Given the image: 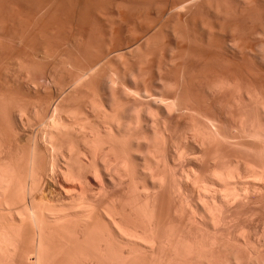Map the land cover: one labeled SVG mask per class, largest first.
I'll list each match as a JSON object with an SVG mask.
<instances>
[{"label": "rangeland", "instance_id": "374dc122", "mask_svg": "<svg viewBox=\"0 0 264 264\" xmlns=\"http://www.w3.org/2000/svg\"><path fill=\"white\" fill-rule=\"evenodd\" d=\"M157 98L159 102L157 100L156 104L155 99ZM161 102H165L164 104L166 105H169L170 102L174 103H170V105L174 106V112H170V115L169 113L168 115L164 114L166 117L163 116L162 113L164 112L162 110H164L163 106L165 105L161 104L159 106ZM262 104L263 106H261ZM136 105L137 108L140 105L142 108L151 106L152 111H157L156 113L160 112L158 110L162 107V113H160L162 116L153 114L159 116L155 117V119L165 117L166 119L162 118L161 120L167 122V124L164 127L165 129L162 128V132L165 135L161 133L159 138L156 135L153 138L155 141L150 138L151 143H149L150 139L146 140L145 138L147 136L152 137L151 135L155 136L156 133L154 131L157 132V128L152 122L154 118L153 120L148 118L149 121L146 124L144 122L143 129L134 128L133 139H136V136L140 137L141 132L142 134L139 140L140 143L137 141L133 148L127 146L131 151L133 150L132 152L130 151V158L134 162L138 161L136 163L140 167L145 162L148 166L145 164L142 167L146 169L147 167H152L150 165L154 163L155 159L153 155L149 156L150 152L151 154L155 152L154 156H158H155L157 163L155 162L154 164L160 171L162 168L164 169V166L166 167L165 170L167 169L166 171H168L166 172L167 178L170 177L167 181L168 183L170 182L171 188L156 194L150 187L148 190L145 189L143 187L144 182H140V184L134 183L135 185H133L126 179L125 185L109 190L102 199L100 198L101 196L99 197L100 199H88L87 202L84 201L85 199H81L84 203L79 199H70L72 194L64 190L66 188L72 189L73 187L76 190H80L81 187L79 183V185L77 184L78 181L67 183V181L63 180L60 173L57 174L59 176H56L55 180L54 177L50 176L52 173L50 171L53 168L54 170L58 169V167L66 168L61 158L60 161L58 160L59 162L57 161V157L61 155V147L64 145L71 147L70 150L77 149L78 152L82 151L81 153L89 154L88 157H90L91 152H86L90 151L89 148H86V143L88 142H86V139L92 141L100 128L102 129L100 132L103 133L105 122H111L112 119L113 123H117V119L115 120L117 116L119 120L120 118L122 119V121L120 120L121 124L131 123V126H135L136 119L134 121L132 119L136 118L134 117L136 113L133 110L134 108L136 109ZM259 106L261 107L259 108ZM262 107H264V0H0V182L6 176L4 173L8 175L13 170L15 173L13 171L12 173L16 176L14 180L16 178L18 180L21 179L20 182L18 180H16L17 182L14 181L15 186L19 185L18 188L20 186L24 188L26 183V186H28L26 187L27 190H25V192L28 191L26 195L28 198L34 197V199L30 200L27 197L21 199L22 196L20 197L18 195L20 193L15 192V190L9 196L6 194L0 197V264L37 263V253H35L38 250L35 243L37 241L36 227L30 223V220L25 222L26 226L24 227V221L19 216L20 210L25 205H29L28 207L31 208L33 204L34 206L40 204L41 208L44 206L43 208H47L46 210L48 211L75 213L77 206L81 207L80 203L85 206V204L88 205L87 203L91 204L93 200L92 204L98 211L94 213L98 215L94 216L93 223L96 222L94 226L98 225V228L94 227L97 232L94 230V232H89L94 237L91 236L93 239L91 237L89 239H91V244H93L92 247L96 249L94 245L97 246V251H94V248L90 249L96 252L95 254L98 255H94L98 257H95V259L92 257L86 264H114L111 257L105 260L107 259L106 257L100 256L103 254L101 247L105 244L104 238H108L106 244L109 248L110 240L112 242V236L109 235L114 233H110L112 231L110 225L112 226V224H110L109 220L111 219L108 214L109 210L111 212L119 210L120 208L118 209V207H122L124 204H127V207L147 208L149 211L150 208L151 211L152 208L153 210L158 208L156 213L164 217L165 225L169 227L167 228L168 230L176 227L175 230L184 232L183 227L187 228V226L189 227L192 224L194 235L196 234L197 236L200 230L201 232L203 230L202 233L206 232L208 227L206 228L205 224L199 218H196L199 216L192 217L194 221L191 219L190 224H187L189 222L187 217L180 216L182 215V209H184H181V205L186 206L189 202L187 199H194L196 203L198 202L196 199H200L199 196L202 195H200L202 183L205 184L207 182L206 184H210L212 190L209 192L212 194L216 188L219 191L225 190V186H222L223 188L219 186L222 188L219 189L215 182V178L220 179L219 173L224 172L231 175V179L236 181L247 166L248 170L251 168L249 165L256 164L251 169L264 168L262 167L264 166V157H262L264 156V135L263 137L260 135L259 137L258 135L257 137L248 135V129L250 128L246 126L249 123V127L255 124L254 129H258L262 124L258 120L260 114L264 113V108ZM130 109L133 111L131 114L129 113ZM127 110L129 112H126ZM123 112H126L127 115ZM171 113H173L172 116ZM263 115L261 116L263 117ZM127 120H131V122ZM262 120L264 121V118ZM78 122L82 123L76 124ZM243 122L247 123L244 127L242 126L243 129L247 128L244 129L245 131L247 130L246 134L241 126L239 127V125H243ZM256 122L257 126L259 125L258 127ZM107 123L105 126L110 124ZM80 124H83L84 129L79 127ZM95 126L100 128L96 129ZM263 127L261 125L259 130L256 129L258 131L257 134L260 130H264ZM78 128L81 130L77 131ZM92 128L96 130H92ZM97 130L98 132H96ZM252 131L250 129L249 133ZM254 131L251 134H254ZM262 132L260 131L259 134H264V131ZM85 133L87 134L85 135ZM122 133L124 134V132ZM206 133H209L207 138L210 135H216L217 138L212 137L215 142L210 143L211 146L208 144L209 148L204 145L209 140L201 143V140L197 139V136L203 139L200 135L205 134L206 137ZM130 137L129 134L127 138ZM161 138L166 143V147ZM120 139L118 138L117 140ZM143 139L144 141H142ZM213 139L211 142L214 141ZM46 141L49 143H46ZM146 141L150 144V146L148 145L149 150L151 149L150 152H146ZM158 141H161L163 145L158 144ZM123 142L120 140V143ZM154 142H157V145ZM199 142L206 147H203L205 150L202 149ZM120 143L118 142L117 144ZM104 146L103 149H107L104 151L109 150L112 154L109 144L105 143ZM123 146L126 145L123 144L121 148ZM46 147L51 148L53 153L54 150L56 152L60 150L59 156L58 152L57 154L55 152L56 155H54L57 156L55 159L52 152L48 151ZM66 147H62V149L65 148V151L63 149L62 152H66ZM79 148L81 150H78ZM84 149L86 150L85 152H83ZM249 149L252 150L250 151ZM141 150H145L144 152L149 154L146 155ZM178 150L181 153L183 152V154L176 153ZM261 150L263 153H261ZM203 151L205 152L203 153ZM68 152L70 151L68 150L66 153ZM72 152L74 153L75 151ZM161 152H164V155ZM255 154H258L257 157ZM82 155L83 159L85 156ZM112 155L110 157L111 159L115 158L113 160V164H115V162L117 163L116 156L114 154L112 157ZM160 156L161 159H159ZM88 157L86 156L85 158ZM245 157L247 158L245 159ZM250 157L254 158L251 159ZM203 159H205V162ZM253 159L259 160L253 163ZM158 161H160L159 167L157 166ZM250 161L253 162L251 163ZM245 162L250 164L247 165ZM259 162L261 163L259 164ZM244 164L246 167L242 166ZM101 165L102 163H100L102 168ZM110 165L112 166V164H109L111 169ZM242 167L245 168L242 169ZM152 169H155L154 165ZM115 171L118 173V170ZM190 172L196 173V178L198 177L196 179L198 180V182L196 181L198 186L195 184L196 187L192 186L193 181V183L191 180L187 181L186 175ZM244 173L247 174L248 172L246 173L245 171ZM41 175L45 177L41 179ZM184 175L185 177H183ZM249 175L251 177L247 175L248 178L245 177V180L255 179L254 175L250 173ZM179 176L182 177L180 178ZM252 176H254L253 179ZM90 177H92L91 174L89 175ZM174 177L180 179L176 180ZM36 178L37 182L35 181ZM40 179L43 182L45 180L44 183L41 182V185L44 184L42 186L43 192L36 191L35 193L33 192V195L30 194L29 187L33 185L32 182L38 184ZM261 179L258 181L259 183L256 184L255 182L259 186L254 190L256 192L259 190V192L254 193L249 192V190L245 192H249L248 196L244 193L237 200L240 203V199L242 201L244 199V202L247 201L246 203L243 202L238 205L235 202L234 206L230 204L226 206L230 207L226 208V211L224 210L225 213L222 210L226 218H224L222 212L220 213L215 209L207 213L208 215L214 214L213 216L217 214L215 216L217 218L211 217L212 221L210 222H215L216 225H221L222 227L217 226L215 231L209 227L206 232L208 234H203L202 236H209L211 234L209 231H211L215 232L218 235L215 234L217 238H221L222 242H225V239H230V232L232 231L233 234L235 229L237 232V228L241 227V225L238 226L237 224H242L246 220V216L252 213L251 211L256 212L255 207L259 209L262 203L264 204L262 198L264 178ZM176 182L179 183L178 185L181 188L177 187ZM2 184L0 183V189ZM147 184L151 186V182ZM15 186L13 187L15 188ZM173 186L175 187L172 188ZM134 187L136 188L134 189ZM177 188L180 189L179 193H175ZM183 189L185 192L182 191ZM226 189L227 191L223 190L222 192L224 193L221 195L232 193V191H229L230 189ZM95 190H98L97 186L94 187ZM150 190L153 191L154 196ZM189 190H191V195L188 193ZM131 191L132 194L129 193ZM232 196L231 194V199L234 198ZM246 196L248 197L247 199ZM145 197L150 200H146L147 198L145 199ZM249 197L256 200L257 198L258 200L261 199L263 202L260 200L262 202L260 204L259 201L254 200L255 203H252V201H249V203ZM126 199L127 201H125ZM78 201L81 202L78 204ZM256 202H259L261 206L259 204L255 206ZM247 203L250 205H247ZM178 204L181 205L179 206ZM243 204L245 207L242 206ZM73 207H76L74 208L75 211H73ZM236 207L239 208L236 209ZM227 211L229 213H226ZM247 212L249 213L246 215ZM240 214L242 217L239 216ZM251 215L249 214V216ZM218 217L222 219L223 223H221L222 221L219 223ZM229 217H233L236 220H232ZM238 217L240 220H238ZM180 218L183 219L181 220ZM227 218L229 219L227 220ZM46 219L45 217L43 218V228L45 233V252L49 256L48 260H46L48 256L44 257L47 263L77 264L80 262L81 254L85 256L84 251L86 252V249L91 247V244H88V247L84 245L85 243L83 244L82 239L84 236H82L81 232L79 237L70 231L66 234L64 231L59 233L55 230V232L51 228L56 226L57 222L53 223ZM224 219L229 222L230 227H228V222L225 220V223ZM231 221L233 224H231ZM232 227L235 228L233 229ZM113 229L115 230V227ZM51 230L56 234L59 233L62 241L58 234V238L54 233L55 237H53ZM222 230L224 231L222 232ZM201 232H199V237H202ZM74 234L77 236H74ZM97 234L100 238L96 237ZM20 235L27 239L26 244L23 245L21 242L23 238ZM88 235L90 236V234ZM88 235L86 234V236ZM67 236L69 239H72L71 237H74L73 239L75 237L79 238L75 241L71 240L76 242L74 243L75 247H70L69 244H72V242L68 241L69 239L67 240ZM19 237L21 239L18 242L16 240ZM7 239L11 241L8 242ZM101 239L104 244L101 243L102 246L100 245V247L98 243L101 242ZM92 240L96 241V243L94 242V244ZM15 241L21 242V245L16 244L17 248L14 245ZM108 241L109 243H107ZM62 242L68 244L66 245ZM232 242L229 241L228 243L232 244ZM61 245L66 248L69 245L68 247L71 250L68 251L65 247L61 250L66 249L68 259L69 257L72 258L69 260L65 259L67 257L66 251H63L65 255L60 252L59 248ZM227 245L226 254L228 255V252L233 250L234 253L231 256L233 255L232 257H234L237 254H235L236 247L234 246L235 249H233L234 247L230 249L233 244ZM228 248L230 249L229 251ZM14 249L18 251L15 252L16 250ZM91 250L90 252L93 253ZM59 254L63 256H58ZM108 256L110 255L108 254ZM99 257L104 261L98 259ZM92 259H94L93 262ZM148 260H146L147 264L150 262ZM152 263L154 264V260Z\"/></svg>", "mask_w": 264, "mask_h": 264}, {"label": "bare ground", "instance_id": "6f19581e", "mask_svg": "<svg viewBox=\"0 0 264 264\" xmlns=\"http://www.w3.org/2000/svg\"><path fill=\"white\" fill-rule=\"evenodd\" d=\"M157 100H158V98L157 99H155V102H156V104H157ZM158 102H159V100H158ZM165 102H161L160 103V105L159 106H161V104H164ZM171 103V102H170ZM170 103H169V105H170ZM171 104H174V103H171ZM144 105V104H143ZM165 106H163V108H164V110H162L163 108L162 107H160L161 109L160 110H158V111H160V112H158V113H156L155 111H152V107L150 108L149 106L148 107H146V108H142V106L140 105V107H138L137 108V105H136V109L134 108L133 110L135 111V113H136V116H134V117H136V118H133L132 120L134 121V119H136L135 121H136V124H135V122H134V124H135V126H131L130 124L131 123H126V121H125V123L126 124H121V122H120V120L122 121V119L120 118V120H119V118H115V120L117 119V123L116 122H112V119H111V122H105V125H106V123L107 124H109V125H107V126H105V125H103L104 126V134L103 133H101L100 131L102 130L100 127V130H99V132H98V130L96 131V132H98V133H96V135H95V133H94V135L96 136V138H95V136H94V139H96V140H92V141H90V140H87L86 139V144H87V146H86V148L88 149H90V151H86L85 149H84V151L83 152H91V156L90 157H88V155H85V153H81L82 151H77V149L75 150H70V148L67 146H64L63 144V146L62 147H66L67 149H66V152L69 150L70 152H68V153H66V152H62L63 151V149H64V151H65V148H63L62 149V147H61V149L60 150H62V151H60V150H57V152H58V156H59V151L61 152V155H60V157H57V156H55L56 154H57V152H56V150H54V153L52 152L53 150H51V148L49 149L48 147H46L47 149H48V151L50 150V152H52V154L54 155L55 154V152H56V154L54 155V157H55V159H56V157L58 158L57 159V161L59 160H63V163H64V165H65V169L63 168V167H58V169H55L54 170V166L53 165H51V166H53L52 168V171H50V173H48V174H50V176H52V177H54V180H55V177L57 176V174L58 173H60L61 174V176L63 177V180L64 181H67V183H70V182H75V181H78L77 182V184L79 183L80 184V190H76V188H72V189H69V188H66V190H64L65 192H68L69 194H72L71 195V198L70 199H73V200H75V199H79V200H81V199H85L84 201L85 202H87V200L89 199V200H91V199H102V197H104V195H105V193L106 192H108L109 190H111V189H113V188H118L119 186H123V185H125L124 183H125V180L127 179V181L128 182H130L131 184H133V185H135L134 183H138V184H140V182H144V186H143V184H142V186L143 187H145V189H150V188H152L153 189V191H154V193H159V192H161V191H166V190H168V188H171V185H170V182L168 183V181H167V179L168 178H170V177H168L167 178V173L166 172H168V171H166L165 170V166H164V169L162 168V170L160 171V169H159V171H157L158 169L156 168V164H154L155 162L157 163V161H155V159L157 160V156L158 155H155L154 156V153L153 154H151V152H150V150H149V146H150V144L149 143H151V139L153 140V141H155V139H153V138H155L156 137V135H158V138L159 137H161V133L163 134V129H165L164 127H166L165 125L167 124V122H165V121H163V120H161L162 118L160 117V119L158 118V119H155V117L157 118V117H159V116H162L160 113H162V112H164V113H162L163 114V116H165L164 114H167L168 115V113H169V115H170V112H174L173 111V108H174V106H172V105H166V104H164ZM261 106H263V104L261 105ZM261 106H259V108L261 107ZM134 107V106H133ZM144 107H145V105H144ZM159 108V107H158ZM262 108H264V107H262ZM261 108V109H262ZM161 110H162V112H161ZM175 110V109H174ZM257 110H258V108H257ZM166 111V112H165ZM126 112H129L128 110L126 111ZM126 112H123V113H126ZM133 111L130 109V114L132 113ZM259 112H260V110H259ZM122 113V114H123ZM156 115H159V116H155L154 114ZM262 113H263V110H262ZM172 114L173 113H171V116H172ZM260 114V113H259ZM264 114V113H263ZM263 114H260V118L258 119L259 120V122H261L260 124L262 125V127L264 126L263 124H264V121L262 120V118H264V115ZM121 115V114H120ZM125 115H127V113L125 114ZM129 115V114H128ZM135 115V114H134ZM153 115V116H152ZM261 115H263V117L261 116ZM123 116V115H122ZM130 117V116H129ZM152 117V118H151ZM166 117V116H165ZM163 118V119H166V118ZM262 117V118H261ZM122 118H124V117H122ZM128 118V117H127ZM148 118H149V120H153V118H154V120L152 121L153 122V125L157 128V132L156 131H154L156 134H155V136L154 135H151L152 137H149V136H147L146 138L144 137V135H143V137L147 140H149L150 138V142L148 143V141H146L147 143H145L146 144V152L148 151V152H150V154L149 153H147V154H149V156L151 157V155H153V157L155 158L154 159V163L153 164H151L150 166H152L153 167V165H154V167H155V169H152V167H145L146 169H144L142 166L144 165L145 166V162H144V164L143 165H141V167H140V165L138 166L137 165V163L136 162H138V161H136V162H134L133 161V159L132 158H130L131 156H130V154H131V152L133 151H131V149L130 148H128V147H132L133 148V146L135 145V144H137L136 142L138 141L139 143H140V138H141V134H142V132H141V134H140V137H138V136H136V139H133L132 137H134V135H133V132H134V128L135 129H138L139 130V128H142L143 129V125H144V122H145V124L146 123H148ZM151 118V119H150ZM109 120V119H108ZM115 120H113V121H115ZM257 120V119H256ZM257 120V121H258ZM127 121H129V122H131V120H127ZM132 121V122H133ZM162 121H163V124H164V122H165V124L163 125L162 124ZM123 122H124V120H123ZM152 122H151V124H152ZM240 122H242V121H240ZM247 123H248V121H246ZM253 122V121H252ZM79 123H82V122H78V123H76V124H79ZM116 123V124H115ZM246 123V124H247ZM103 124V123H102ZM133 124V123H132ZM242 124V123H241ZM244 122H243V125H239V127L241 126V128H242V126L244 127V125H246ZM250 124V123H249ZM248 124V125H249ZM75 125V124H74ZM83 125V124H82ZM81 124L79 125V127H82L83 128V126H82ZM152 125V126H153ZM248 125H246L248 128H250L251 130H255L254 131V134H251V133H249L250 132V129H248L249 130V132H248V135L250 134V135H253V136H255V137H257V135H258V137H259V135L260 136H262L263 137V135L264 134H262L263 132L262 131H264L263 129L262 130H260L262 133V135L261 134H259L260 133V131H259V133L257 134V130H259V127L261 126H257V122H256V126L258 127V129L256 130V129H254V127H255V124H253L252 125V123H251V127L253 128H251V127H249ZM44 126H45V124H44ZM86 126V125H85ZM84 126V127H85ZM102 126V125H101ZM76 127V126H75ZM96 127V129H99V128H97V126H95ZM146 127H147V125H146ZM150 127V126H149ZM153 128V127H152ZM163 128V129H162ZM264 128V127H263ZM75 129V128H74ZM84 129V128H83ZM83 129H82V131H83ZM95 128H92V130H94ZM95 129V130H96ZM244 129H247V128H244ZM243 128H242V130H244ZM38 130V129H37ZM44 130V129H43ZM81 130V129H80ZM79 130V128H78V130L77 131H80ZM86 130V129H85ZM133 130V131H132ZM156 130V129H155ZM238 130H240V129H238ZM73 132H74V130H72ZM76 131V130H75ZM76 131V132H77ZM81 131V132H82ZM87 131V130H86ZM86 131H84V132H86ZM90 131V130H89ZM245 131V130H244ZM247 131V130H246ZM244 132L245 134L247 133V132ZM122 132H124V134L122 133ZM125 133H127V134H125ZM160 133V134H159ZM240 133V132H239ZM79 134V133H78ZM87 133H85V135H86ZM121 134H122V136H121ZM130 134V138H127V136ZM135 134V133H134ZM154 134V133H153ZM207 135H206V137H205V134L203 135H200L201 136V138L203 137V139H200L199 138V136H197L196 138L197 139H199V141L201 140V143H202V141H204L205 142V140H209V141H206L205 142V146H207L208 147V144H210V143H214L215 142V140L212 138V137H214L215 139H217L216 138V135L214 136H211L210 135V139L209 138H207V136H208V134L209 133H206ZM256 134V135H255ZM84 135V134H83ZM90 135V134H89ZM98 135V136H97ZM163 135H165V134H163ZM162 135V136H163ZM244 135V134H243ZM248 135H246V136H248ZM52 136V135H51ZM119 136H121V137H119ZM125 136V137H124ZM245 136V135H244ZM252 136V137H253ZM50 137V136H49ZM149 137V138H148ZM164 137V136H163ZM162 137V138H163ZM204 137H205V139H204ZM41 138L42 139H44L42 136H41ZM86 138H87V136H86ZM120 139L121 140V142H123V141H125V142H123V143H120V140H117V139ZM162 138H161V140H162ZM195 138V139H196ZM207 138V139H206ZM220 138V137H219ZM240 138V137H239ZM244 138V137H243ZM264 138V137H263ZM262 138V139H263ZM51 139V138H50ZM165 139V138H164ZM212 139L214 140L213 142H211L212 141ZM242 139V138H241ZM258 139V138H257ZM41 140V139H40ZM45 140V139H44ZM48 140H49V138H48ZM159 140V139H158ZM252 140V139H251ZM260 140V139H259ZM91 143H90V142ZM114 143H113V142ZM116 141H118L120 144H124V145H126V146H123V148H121L122 147V145L120 146V144H117L118 142H116ZM142 141H144V139L142 140ZM156 141H157V139H156ZM163 141V140H162ZM196 141V140H195ZM18 142V141H17ZM37 142V141H36ZM43 142V141H42ZM127 142V143H126ZM159 143L158 144H162L163 145V143H164V141H163V143L161 142V141H158ZM197 142V141H196ZM46 143H49V142H47L46 141ZM109 144V148H110V151L112 152V154L114 155L115 154V156H116V160H117V163L115 162V164H113V160H115V158L114 159H111V153L109 152V150L108 151H104V150H107V149H103V146H104V144ZM129 143V144H128ZM155 143V145H157L156 143L157 142H154ZM153 143V144H154ZM168 143V142H167ZM245 143V142H244ZM243 143V144H244ZM254 143V142H253ZM258 143V142H257ZM85 144V145H86ZM142 144V143H141ZM165 144L166 143H164V146H165ZM199 144H200V142H199ZM207 144V145H206ZM248 145H249V143H247ZM251 145H252V143H250ZM46 145H48V144H46ZM50 145V144H49ZM48 145V146H49ZM90 145V146H89ZM130 145V146H129ZM139 145V144H138ZM144 145V144H143ZM142 145V146H143ZM149 145V146H148ZM152 145V144H151ZM201 145V144H200ZM202 146L201 145V147H202V149H203V147H205V146ZM257 145V144H256ZM264 145V144H263ZM36 146V145H35ZM128 146V147H127ZM141 146V145H140ZM145 146V145H144ZM154 146V145H153ZM168 146H170V145H168ZM209 146H211V144L209 145ZM247 146V145H246ZM253 147H254V145H252ZM261 146V145H260ZM259 146V147H260ZM77 147H79V146H77ZM105 147V146H104ZM125 147V148H124ZM157 148H159L160 147V145H159V147L158 146H156ZM166 147V146H165ZM165 147H163V148H165ZM200 147V148H201ZM35 148V147H34ZM37 148V147H36ZM69 148V149H68ZM144 148V147H143ZM151 148V147H150ZM206 148V147H205ZM209 148V147H208ZM257 148H258V146H257ZM145 149V148H144ZM202 149H200V150H202ZM262 149V148H261ZM35 150V149H34ZM78 150H81L80 148L78 149ZM83 150V149H82ZM125 150V151H124ZM138 150H139V148H138ZM160 150H162V149H160ZM203 150H205V149H203ZM207 150V149H206ZM250 150V149H249ZM252 150V149H251ZM250 150V151H251ZM256 150V149H255ZM72 151H75L74 153L72 152ZM131 151V152H130ZM142 151V150H141ZM140 151V152H141ZM145 151V150H144ZM144 151H142L143 153H145ZM155 151V150H154ZM157 151H159V150H157ZM164 151V150H163ZM254 151V150H253ZM260 151V150H259ZM264 151V150H263ZM77 152V153H76ZM139 152V151H138ZM141 152V153H142ZM153 152V151H152ZM179 152V150L176 152V153H178ZM205 151H203V153H204ZM111 155H110V154ZM134 153V152H133ZM157 153V152H156ZM162 154L164 153V152H161ZM179 153H181V152H179ZM256 153V152H255ZM261 153H263L262 152V150H261ZM33 154H35V153H33ZM84 155L85 157L87 156L88 158H83L82 159V157H81V155ZM140 154V153H139ZM146 154V153H145ZM145 154H141V155H145ZM146 154V155H147ZM181 154H183V152L181 153ZM82 155V156H83ZM110 155V156H109ZM113 155H112V157H113ZM135 155V154H134ZM160 155V154H159ZM164 155V154H163ZM163 155H161V156H163ZM188 155V154H187ZM244 155V154H243ZM252 155V154H251ZM256 155V157H257V155L258 154H255ZM109 156V157H108ZM161 156H160V158L159 159H161ZM226 156V155H225ZM261 156V155H260ZM34 157V156H33ZM148 157V156H147ZM164 157V156H163ZM173 157V156H172ZM191 157V156H190ZM259 157V156H258ZM262 157H264V156H262ZM35 158V157H34ZM61 158V159H60ZM182 158V157H181ZM196 158V157H195ZM197 158H198V156H197ZM200 158V157H199ZM204 158V157H203ZM241 158V157H240ZM247 157H245V159H246ZM251 158V157H250ZM252 158H254V157H252ZM251 158V159H252ZM144 159V158H143ZM146 159V158H145ZM158 159V160H159ZM173 159H174V157H173ZM201 159H202V155H201ZM220 159V158H219ZM218 159V160H219ZM249 159V158H248ZM256 159V158H255ZM255 159H253L254 160V162L253 161H250L251 163L253 162V163H255V162H257ZM135 160V159H134ZM204 160V162H205V159H203ZM202 160V161H203ZM261 160H262V158H261ZM57 161H56V163H57ZM58 161V162H59ZM146 161V160H145ZM162 161V160H161ZM174 161V160H173ZM196 161H197V159H196ZM199 161V160H198ZM201 161V162H202ZM220 161V160H219ZM228 161V160H227ZM243 161V160H242ZM153 162V161H152ZM159 162L160 161H158V167H159ZM167 162V161H166ZM52 163H55V162H52ZM61 163V162H60ZM59 163V164H60ZM100 163H102V168L100 167ZM136 163V164H135ZM165 163V162H164ZM173 163V162H172ZM200 163V162H199ZM224 163V162H223ZM238 163V162H237ZM246 163V162H245ZM261 162H259V164H260ZM263 163H264V161H263ZM59 164H55V165H58V166H60ZM109 164H112V166H114V167H112L111 165V169L109 168ZM150 164V163H149ZM161 164V163H160ZM163 164V163H162ZM202 164V163H201ZM247 165L248 164H250V163H246ZM258 164V163H257ZM259 164H258V166H259ZM147 165V164H146ZM171 165V164H170ZM240 165V164H239ZM256 164H252V166H250L249 165V167H251V168H254L253 166H255ZM264 165V164H263ZM148 166V165H147ZM172 166V165H171ZM242 166H245L246 167V165L244 164V165H242ZM257 166V167H258ZM261 166V165H260ZM244 167V168H245ZM248 167V166H247ZM247 167H246V169L245 170H243L244 172L246 171V173L247 174H245L244 172V174H245V176H244V174L243 173H241L242 174V178H241V174L239 175V177H238V179L235 181V179L233 180V179H231V175H228V174H226V173H224V172H222V173H219V177H220V179H218V178H215L216 180H215V182H216V184H217V187H219V186H225L226 188H228V189H230L229 191H232V198L233 199H231L230 197H231V194H224V195H221V194H223L224 192H222L224 189H222L221 187H219V189H222V191H221V193H219L220 191L219 190H217L218 188H216V189H214V192H213V194L212 193H210L209 191L210 190H212V188L210 187V184L208 183V184H204V183H202L203 185L201 186V189H202V191H201V189H200V187H199V189H200V191H201V193H200V195L201 196H199V198L200 199H196V200H198V202L196 203V201H194V199H187L189 202V205H188V207H187V204H186V206L185 205H181V209L182 208H184V209H182V211H181V214L182 215H180V216H183V217H187V219H188V221L189 222H187V224H190V220L192 219V217H196V216H199V217H196V218H199V220H201L202 221V223H204L205 224V226H206V228L209 230V227H211V228H213V230L215 231V230H217V226H221V225H216L215 224V222L214 223H212V222H210V221H212L211 219V217H214V219H216L215 218V216L217 215H215V216H213L212 214L211 215H208L207 213H209V212H211L213 209H215L216 211H219L220 213L222 212V214H223V211L225 210L226 211V208H228V207H230V206H228V207H226L227 205H232V206H234V203L235 204H237L239 201H237V200H239L238 198H241L242 197V195H244V193L245 192H247V191H249V192H256V190H254V189H256V187L258 188V186L256 185L257 183H259L258 181L261 179V177H263L264 178V168H261V167H259V168H255V169H251V168H249V170L247 169ZM262 167H264V166H262ZM55 168H57L56 166H55ZM116 168V169H115ZM149 168V169H148ZM174 168V167H173ZM243 167H242V169H244ZM157 169V170H156ZM190 169V168H189ZM188 169V170H189ZM54 170V171H53ZM115 170H118V173L115 171ZM248 170V171H247ZM13 171V170H12ZM12 171L11 172H9V174L7 175L6 173H4L6 176H4L2 179H3V181L2 182H0L1 184H2V186H1V189H0V197L1 196H4V195H6L7 194V196H9V194L12 192V191H14L15 190V192H19L20 194H18L20 197H21V199H25L24 197H27V199H34V197L33 198H28V196L26 195V193H28V191L27 192H25V190H27V188L26 187H28V186H26V183H25V186H24V188H22L21 186L18 188V186L16 187L15 185V182H17L16 180H18L17 178L14 180V177H16V176H14V174L13 173H15L14 171H13V173H12ZM6 172H8V171H6ZM194 172V171H193ZM228 172V171H227ZM170 173H171V170H170ZM187 173V172H186ZM218 173V172H217ZM249 173L250 174H252V175H254L255 176V179H253V177L254 176H252V179L253 180H245L246 178H248V176H250L251 177V175H249ZM3 174V175H4ZM91 174V176L92 177H90L89 178V175ZM175 174H176V172H175ZM196 174V173H195ZM194 173H192V172H190V173H188L187 175H186V177H187V181L188 180H191V182L193 183V185L192 186H195L196 187V185H197V182H198V180H196L197 178H196V175H195ZM2 175V176H3ZM169 175V174H168ZM174 175V174H173ZM235 175V174H234ZM233 175V176H234ZM248 175V176H247ZM1 176V177H2ZM44 176V175H43ZM59 176V175H58ZM57 176V177H58ZM170 176V175H169ZM198 176V175H197ZM217 176V175H216ZM230 176V177H229ZM260 177V179H259V177ZM45 177V176H44ZM44 177H42V175H41V179L42 178H44ZM180 178L182 177V176H179ZM183 177H185V175L183 176ZM214 177V176H213ZM246 177V178H245ZM249 177V178H250ZM258 177V178H257ZM6 178V179H5ZM49 178V177H48ZM175 178V177H174ZM180 178H175L176 180L178 179H180ZM189 178V179H188ZM234 178H236V177H234ZM262 178V179H263ZM20 179V178H19ZM28 179V178H27ZM38 179H39V177H38ZM39 180L40 181V183H39V181H38V184L37 183H33L32 182V186L31 187H29L30 188V190H29V193L30 194H32L33 195V192L35 193L36 191L37 192H40V193H42L43 191V187L42 186H44V182H45V180H44V182H43V180ZM172 179V178H171ZM184 179V178H183ZM186 179V178H185ZM218 179V180H217ZM258 179V180H257ZM261 179V180H262ZM21 180V179H20ZM20 180H18L19 182H20ZM56 180H57V178H56ZM59 180V179H58ZM140 180V181H139ZM175 180V181H176ZM212 180V179H211ZM15 181V182H14ZM34 181V180H33ZM35 181L37 182V178L35 179ZM34 181V182H35ZM172 181H174V180H172ZM182 181V180H181ZM186 181V180H185ZM197 181V182H196ZM213 181H214V179H213ZM264 181V180H263ZM41 182H43L42 184L43 185H41ZM148 182H151V186H149V184H147ZM255 182H256V184H255ZM23 183V182H22ZM129 183V184H130ZM177 183V182H176ZM183 183V182H182ZM188 183V182H187ZM191 183V184H192ZM212 183H214V182H212ZM76 184V185H77ZM78 184V185H79ZM173 184V183H172ZM179 183H177V185H178ZM180 184H181V182H180ZM184 184V183H183ZM196 184V185H195ZM200 184V183H199ZM98 187V190H95L94 191V187H96V186ZM126 185H127V183H126ZM209 185V186H208ZM13 186H15V188L13 187ZM23 186V185H22ZM198 186V185H197ZM215 186V185H214ZM126 187H128V186H126ZM139 187V186H138ZM150 187V188H149ZM175 186H173L172 188H174ZM177 187H180L179 185L177 186ZM216 187V186H215ZM264 187V186H263ZM20 188H22L20 191H17L18 189H20ZM122 188V187H121ZM125 188V187H124ZM123 188V189H124ZM136 187H134V189H135ZM181 188V187H180ZM193 188V187H192ZM191 188V189H192ZM225 188V190L227 191V189ZM144 189V190H145ZM263 189V188H262ZM68 190V191H67ZM115 190V189H114ZM125 190V189H124ZM142 190V189H141ZM171 190V189H170ZM173 190V189H172ZM180 189L179 188H177V190L175 191V193H179L180 191H179ZM224 190V191H225ZM253 190V191H252ZM42 191V192H41ZM97 191V192H96ZM113 191V190H112ZM150 191H152V190H150ZM153 191H152V194H153ZM174 191V190H173ZM178 191V192H177ZM182 191H184V189L182 190ZM182 191H181V193H182ZM190 191L191 190H189V194L191 195V193H190ZM120 192H121V190H120ZM127 192V191H126ZM172 192V191H171ZM185 192V191H184ZM195 192V191H194ZM249 192L248 193H245L247 196L249 195ZM257 192H259V190L257 191ZM256 192V193H257ZM22 193H23V195H22ZM130 194H132V191L131 192H129ZM141 193V192H140ZM149 193V192H148ZM67 194V193H66ZM147 194V193H146ZM161 194V193H160ZM188 194V195H189ZM263 194V196H262V198H263V200H264V193H262ZM31 195V196H32ZM103 195V196H102ZM149 195V194H148ZM162 195V194H161ZM175 195V194H174ZM179 195V194H178ZM195 195V194H194ZM230 195V196H229ZM31 196H29V197H31ZM101 196V197H100ZM128 196V195H127ZM132 196V195H131ZM137 196V195H136ZM145 196V195H144ZM153 196H154V194H153ZM180 196H181V194H180ZM246 196V199L248 198ZM251 196V195H250ZM255 196H257L256 194H255ZM259 196H261V195H259ZM100 197V198H99ZM172 197V196H171ZM189 197V196H188ZM201 197H202V199H201ZM133 198H135V196H133ZM147 197H145V199H146ZM204 198V199H203ZM207 198H209V199H207ZM230 198V199H229ZM253 198V197H252ZM132 199V198H131ZM130 199V200H131ZM136 199V198H135ZM153 199V198H152ZM245 199V200H246ZM137 200V199H136ZM146 200H150V199H146ZM176 200V199H175ZM186 200V201H187ZM254 200L255 201H259L260 202V200H258V198H257V200L256 199H251L250 197H249V200H248V202L249 201H252V203L254 202ZM81 201H83V200H81ZM81 201H78V204H79V202H81ZM84 201H83V203H84ZM93 201V200H92ZM92 201H91V204H89V203H87L88 205H86L85 204V206H82V204L80 203V205H81V207H78L77 206V208L76 207H73L72 209H73V211H75L74 210V208H76V211H75V213L73 212V213H67V211L66 212H53V211H48V210H46L47 208H41L40 207V204L38 205V206H34V204H33V202H32V206H31V208H29L28 206H26L25 205V207L24 208H22L21 210H20V212H19V216L21 217L20 219H22V221H24V227L26 226V224H25V222H27L28 220H30V223L33 225V226H35L36 227V232H37V241L35 242L36 243V247H37V252H35V253H37V258H36V264H48L47 263V261L46 260H48L49 259V256H48V253H46L45 252V248L46 247H44V243H45V241H44V237H45V233H44V228H43V218L45 217V218H47L46 220H49L50 222H57L56 223V226H54V227H52L51 229H53L54 231L56 230L57 232H62L63 233V231H64V233L66 234L67 232L69 233V231L70 232H72V233H75V234H77L78 235V237H79V233L81 232V234H83L82 236H84V241H83V239H82V242H83V244L86 246V247H88L90 244H91V239H89L92 235H91V233H89V232H91V231H95V226L97 227L98 225H95L94 226V224L96 223H93L94 222V216H97L98 214H97V209L95 208V206H94V204H92ZM125 201H127V199L125 200ZM132 201V200H131ZM141 201V200H140ZM233 203H232V202ZM240 203H243L244 202V199H243V201L240 199ZM262 201V200H261ZM137 202V201H136ZM144 202H145V200H144ZM144 202H143V204H144ZM232 204H231V203ZM247 201H245L244 203H246ZM259 202H256L257 204H255V206H257L258 204H259ZM263 202V201H262ZM262 202H260V204L262 203ZM129 203V202H128ZM138 203V202H137ZM192 203V204H191ZM196 203V204H195ZM240 203H238V205L240 204ZM250 203V202H249ZM249 203H247V205H250ZM255 203V202H254ZM96 204V203H95ZM122 204V203H121ZM124 204V203H123ZM131 204H133L132 202H131ZM135 204V203H134ZM259 204V205H260ZM75 205H77V204H75ZM84 205V204H83ZM125 205V204H124ZM124 205H122V207L120 206V207H118V209L119 210H114L113 212H111V210H109L110 212L108 213L109 215H110V218L111 219H109V215L107 214V216H108V219L110 220V224H112V226L110 225V227H111V230L112 231H110V233L112 232H114L112 235H109V236H112V242H111V240H110V243L111 244H109L108 246H109V248L107 247V244H106V241L108 240V238L106 239V238H104L105 239V244H104V242H102V239L100 240L101 242H99L98 244H99V246L101 245V243L102 244H104L103 245V247L105 246V248L103 249V247H101V252L103 253V254H101L100 252H98V253H100L101 255V257H106L107 259H105V260H108V258L110 259V257H111V259H112V262H114V264H144V263H146V260H148L149 258V260L148 261H150L151 263H152V261L154 260V264H173V263H177V264H264V204L262 203V206H261V208H259V209H257V207H255L256 208V212H254V211H251L252 213H249V212H247L246 213V215L249 213V214H252L251 216H249V214L246 216V220L242 223L241 221H242V219H241V221H240V223H242V224H237L238 226L239 225H241V227L240 228H237L238 230H237V232H236V229H235V233H233L232 234V231L229 233V231H228V233L230 234L229 235V237H230V239H225L226 241H233L232 242V244L231 243H228V242H222L221 240V238H219V240H218V238H217V234L214 232H211V231H209L211 234L209 235V236H207V237H205V236H202L203 234L204 235H206V234H208V233H206V232H204V233H202L203 232V230H202V232H201V230L199 231V232H201L200 234H201V236L202 237H199L198 235H199V232H198V235L196 236V234L194 235L193 234V229H192V224H190L191 225V227H190V225H189V227L187 226V224H186V226H187V228H185V227H183L184 228V232L182 231V232H180L179 230H175L176 229V227L174 228L173 227V229H167V228H169L168 226H166L165 225V219H164V217L163 216H160V215H158V213H156V212H158V211H156L157 209L155 208L156 207V205H154L153 207L156 209V210H153V208H152V211H151V208H150V211L146 208V209H143V208H141V207H127V204L124 206ZM147 206H148V204H146ZM179 205V204H178ZM179 205V206H180ZM199 205H200V207H199ZM42 206V205H41ZM74 206V205H73ZM129 206V205H128ZM133 206V205H132ZM147 206H145V207H147ZM178 206V209L180 210V207ZM186 207V209H185V207ZM243 207H245V205L243 204L242 205ZM252 206V205H251ZM254 206V205H253ZM260 206H258V207H260ZM28 207V208H27ZM143 207V206H142ZM225 207V208H224ZM263 207V208H262ZM188 208V209H187ZM233 208V207H232ZM239 208V207H238ZM237 207H236V209H238ZM114 209V208H113ZM117 209V208H116ZM235 209V210H236ZM248 209V208H247ZM251 209V208H250ZM185 210H187L186 212H185ZM189 210V211H188ZM214 210V211H215ZM223 210V211H222ZM228 210H230V209H228ZM244 210V209H243ZM254 210V209H253ZM95 211H97L96 212V214L97 215H95L94 213H95ZM154 211V212H153ZM165 211V210H164ZM184 211V212H183ZM225 211H224V213H225ZM233 211V210H232ZM237 211V210H236ZM240 211H241V209H240ZM249 211V210H248ZM107 212V211H106ZM239 212V211H238ZM237 212V213H238ZM214 213V212H213ZM226 213H229L228 211L226 212ZM233 213H235V212H233ZM243 213V212H242ZM72 214V215H71ZM73 214H75V215H73ZM219 214V213H218ZM178 215V214H177ZM224 215V218H226L225 217V214H223ZM222 215V216H223ZM237 216H238V214H236ZM245 215V214H244ZM72 216H73V218H72ZM74 216H75V218H74ZM219 216V215H218ZM221 216V217H222ZM226 216H227V214H226ZM231 216V215H230ZM235 216V215H234ZM233 216V217H234ZM240 217H242V215L240 214L239 215ZM176 217V216H175ZM220 217V216H219ZM218 217V221H219V223H220V221H222V219H220ZM228 217V216H227ZM233 217H229V218H232V220L234 219ZM236 217V216H235ZM247 217H249V218H247ZM194 218L192 219L193 221H194ZM229 218H227V220L229 219ZM244 218H243V220H244ZM181 219V218H180ZM183 219V218H182ZM181 219V220H182ZM226 219H224V221H225ZM226 220V221H227ZM234 220H236V219H234ZM238 220H240L239 219V217H238ZM237 220V221H238ZM60 221V222H59ZM97 221V220H96ZM175 221V220H174ZM173 221V222H174ZM196 221V220H195ZM214 221V220H213ZM216 221V220H215ZM226 221H225V223H226ZM183 222H184V220H183ZM192 222V221H191ZM228 222V221H227ZM236 222V221H235ZM239 222V221H238ZM216 223H218V222H216ZM221 223H223V221L221 222ZM183 224H185V223H183ZM228 224V227H230V225H229V222L227 223ZM226 224V225H227ZM231 224H233L232 223V221H231ZM235 224V223H234ZM251 224H253V226H251ZM168 225V224H167ZM171 224H169V226H170ZM172 225H173V223H172ZM225 225V224H224ZM236 225V226H237ZM180 226V225H179ZM232 226V225H231ZM57 227V228H56ZM115 227V230L113 229ZM170 227H172V226H170ZM182 227V226H181ZM222 227V226H221ZM98 228V227H97ZM166 228V229H165ZM233 228V227H232ZM235 228V227H234ZM233 228V229H234ZM179 229H182V228H179ZM186 229V230H185ZM200 229V228H199ZM222 229V228H221ZM220 229V230H221ZM230 229V228H229ZM228 229V230H229ZM53 230H51V234L53 235V237H55V236H57V238H58V235H60L59 233H54V232H52ZM60 230H62V231H60ZM114 230V231H113ZM211 230V229H210ZM55 231V232H56ZM93 231V232H94ZM195 231V230H194ZM224 230H222V232H223ZM86 232H88V233H86ZM95 232H97V231H95ZM225 232H226V229H225ZM234 232V231H233ZM55 234V236H54V234ZM196 233V232H195ZM219 233V232H218ZM220 233H221V231H220ZM220 233H219V235H220ZM21 234V233H20ZM74 234V236H77V235H75ZM86 234L88 235V234H90V236L88 237V236H86ZM106 234V233H105ZM214 234V235H213ZM217 236H216V235ZM72 235V234H71ZM101 235V234H100ZM99 235V236H100ZM104 235V234H103ZM228 235V234H227ZM226 235V236H227ZM18 236H19V233H18ZM21 236V238H23V235H20ZM95 236V235H94ZM108 236V235H107ZM17 237V236H16ZM60 237V240L62 241V238H61V235L59 236ZM69 237H70V235H69ZM69 237L67 236V240L69 239ZM78 237H75V239H73L74 237H71L72 239H69L68 241H70V242H72V244L70 243L69 245H70V247H75L74 246V243H76V242H74L75 240H78L79 238ZM93 237V236H92ZM91 237V238H92ZM96 237H98V234H97V236ZM95 237V238H96ZM205 237V238H204ZM228 237V238H229ZM20 237L18 238V240H16V238H15V240L16 241H20L19 239H21ZM94 238V237H93ZM92 238V239H93ZM98 238H100V237H98ZM97 238V239H98ZM102 238V237H101ZM11 239H13V238H11ZM55 239V238H54ZM104 239H103V241H104ZM109 239H110V237H109ZM71 240H74V241H71ZM81 240V239H80ZM7 241L9 242V241H11V240H9V239H7ZM12 241H14V239L12 240ZM15 241V248H17L18 246V244H20L21 245V242L23 243V245L24 244H26V242H27V239H22L21 240V242L20 243H18V242H16ZM68 241H66V242H68ZM90 241V242H89ZM98 241H99V239H98ZM78 242H81V241H78ZM77 242V243H78ZM92 242L94 243H96V241H94V240H92ZM11 243V242H10ZM62 243H64V242H62ZM61 243V244H62ZM94 243V244H95ZM107 243H109V241L107 242ZM230 244V245H232L231 246V248L230 249H232V247H236V250H235V256L234 257H232L231 256V254H233L234 253V251L233 250H231L232 251V253H231V251H229L230 249L228 248V255H230V256H228L226 253H227V247H228V245L227 244ZM12 244V243H11ZM17 244V245H16ZM57 244V243H56ZM59 244V243H58ZM64 244H68V243H64ZM83 244H81V245H83ZM89 244V245H88ZM8 245H9V243H8ZM60 245V244H59ZM68 245V246H69ZM45 246H46V244H45ZM55 246V245H54ZM67 246V248L64 246V245H61V247L59 248L60 249V252H63V251H66V249L69 251V250H71L70 249V247H68ZM79 246V245H78ZM93 246V244H91V247H88V249H86V252H87V250H88V252L90 253H86L85 251H84V254H85V256H82L83 254H81V261L80 260H78V261H80V262H78L77 264H86L87 263V261L90 259L91 260V258L93 257L94 259H95V255H98V254H95L96 252H93V250H91L90 248H94V247H92ZM95 247H96V249H97V246L96 245H94ZM225 246H226V249H225ZM35 247V248H36ZM66 248L65 250L63 249V250H61L62 248ZM81 247V246H80ZM79 247V248H80ZM85 247V248H86ZM100 247H98L99 249H100ZM235 247L233 248V249H235ZM8 248V247H7ZM69 248V249H68ZM78 248V247H77ZM82 249H83V247H81ZM84 248V249H85ZM73 249V248H72ZM75 249V248H74ZM95 248H94V251H97ZM98 249V250H99ZM225 249V250H224ZM238 249H240V251H238ZM14 250H16V249H14ZM77 250V249H76ZM90 250L93 252V253H91L90 252ZM18 250H16L15 252H17ZM79 251V250H78ZM100 251V250H99ZM224 251H226V252H224ZM60 252H58V253H60ZM80 252H81V250H80ZM79 252V253H80ZM67 251L65 252V254L67 255ZM83 253V252H82ZM111 253V254H110ZM47 254V255H46ZM61 254V253H60ZM58 255V256H63V255ZM62 254H64V252L62 253ZM64 254V255H65ZM95 254V255H94ZM108 254L110 255V256H108ZM45 255V256H44ZM78 255H80V254H78ZM94 255V256H93ZM227 255V256H226ZM36 256V255H35ZM48 256V258H46V260L44 259V257H47ZM57 256V255H56ZM55 256V257H56ZM57 256V257H58ZM108 256V257H107ZM75 257H77V256H75ZM98 257V256H97ZM96 257V258H97ZM152 257V258H151ZM155 257V258H154ZM51 258V257H50ZM54 258V257H53ZM62 258H64V257H62ZM70 258H72V257H69V259ZM45 261H44V260ZM65 259H68V255H67V257H65ZM68 259V260H69ZM94 259H92V262H93V260ZM98 259H101L100 257L98 258ZM98 259H96L98 262H99V260ZM74 260V259H73ZM95 260V261H96ZM152 260V261H151ZM70 261H72V260H70ZM96 261V262H97ZM101 261H104L103 259H101ZM147 261V262H148ZM91 262V263H92ZM149 262V264H151ZM53 263V262H52ZM49 264H51V263H49ZM55 264V263H54ZM57 264V263H56ZM97 264H99V263H97ZM147 264V263H146ZM153 264V263H152Z\"/></svg>", "mask_w": 264, "mask_h": 264}]
</instances>
